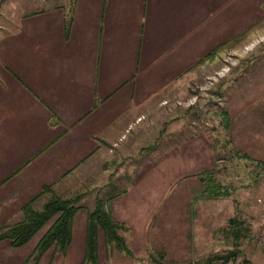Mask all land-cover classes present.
I'll list each match as a JSON object with an SVG mask.
<instances>
[{"label":"crops","instance_id":"obj_1","mask_svg":"<svg viewBox=\"0 0 264 264\" xmlns=\"http://www.w3.org/2000/svg\"><path fill=\"white\" fill-rule=\"evenodd\" d=\"M263 1L75 0L70 9L53 4L54 14L10 13L0 36V229L21 221L46 185L57 189L73 178L102 184L106 162L116 157L108 146L124 155L154 150V127L165 111L153 99L169 86L165 71L202 73L203 59L232 43L234 26L253 20L237 13ZM115 196L107 198L115 219L147 209L131 194ZM260 242L255 250L251 244L249 264H264Z\"/></svg>","mask_w":264,"mask_h":264},{"label":"rangeland","instance_id":"obj_2","mask_svg":"<svg viewBox=\"0 0 264 264\" xmlns=\"http://www.w3.org/2000/svg\"><path fill=\"white\" fill-rule=\"evenodd\" d=\"M74 2L0 0V36L10 13L16 18L33 17L36 12H54L53 4L70 9ZM259 6L237 13H250L253 20L234 26V42L217 52L218 57L204 59L202 73L188 78L183 72L165 71L169 86L153 99L156 108L165 111V121L154 127V150L137 147L124 155L119 146L110 145L116 157L106 162L102 184L81 185L73 178V184L54 189L62 198L83 196L69 257L54 247L42 259L33 256L50 222L22 246H13L9 238L1 241L0 264H53L55 260L68 264L67 259L72 264H88L87 213L97 198L107 199L109 194H131L133 203L147 204V209L135 208L128 216L116 218L128 227L121 233L133 255L107 245L100 231L102 264H113L114 259L117 264H244L251 244L255 250L259 241L264 242L260 231L264 229V1ZM223 111L229 115L228 125ZM79 171L72 172L77 175ZM206 171H213L219 193H210ZM51 196L41 194L33 206L41 209ZM231 218L244 223L238 243ZM233 249L240 251L234 259L216 258Z\"/></svg>","mask_w":264,"mask_h":264},{"label":"trees","instance_id":"obj_3","mask_svg":"<svg viewBox=\"0 0 264 264\" xmlns=\"http://www.w3.org/2000/svg\"><path fill=\"white\" fill-rule=\"evenodd\" d=\"M71 24L72 17H69L66 24L67 35L70 32ZM234 40L235 39H233L232 42H234ZM227 45H229V42L219 44L208 56L213 57L221 48ZM222 115L223 119L227 121L226 125H228V113L223 111ZM205 174L207 176L206 178L211 183V185H209L210 193L212 195L214 193H219V191H217L219 185L216 184L213 171H206ZM46 192H49L52 196L41 209H37L33 206L34 200H36L33 199L26 204L24 208L25 216L21 221L2 226L0 230V241L9 238L12 245L18 247L29 242L36 233L51 222L34 251L33 256L37 260L41 259L43 255L53 247L58 253H67L73 241L74 219L77 212L82 207L79 204L83 197L81 194H77L70 198H62L51 185L44 186L41 194ZM229 222L232 227L233 238L235 242L238 243L243 235L242 227L244 223L235 218H231ZM127 228L128 227L123 222L116 220L112 212L107 208V199L97 198L95 207L88 211L87 216L85 262L99 264V233L101 230L104 231L107 245H113L119 251H123L128 255H133V251L129 247L126 238L121 233L122 230ZM239 252V249H233L225 255H217L216 258L229 261L234 259ZM244 264H249V261L245 259Z\"/></svg>","mask_w":264,"mask_h":264}]
</instances>
